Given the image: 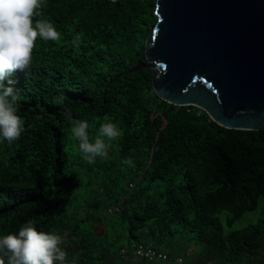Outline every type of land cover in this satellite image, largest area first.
Segmentation results:
<instances>
[{"label":"trees","instance_id":"trees-1","mask_svg":"<svg viewBox=\"0 0 264 264\" xmlns=\"http://www.w3.org/2000/svg\"><path fill=\"white\" fill-rule=\"evenodd\" d=\"M40 11L34 20L61 38L37 37L29 67L13 74L25 131L0 144V233L30 220L59 232L75 264H160L131 259L138 245L184 264H264V126H220L158 97L152 70L130 71L146 61L154 0H46ZM74 120L88 121L90 139L106 120L121 135L90 164Z\"/></svg>","mask_w":264,"mask_h":264},{"label":"water","instance_id":"water-1","mask_svg":"<svg viewBox=\"0 0 264 264\" xmlns=\"http://www.w3.org/2000/svg\"><path fill=\"white\" fill-rule=\"evenodd\" d=\"M144 44L154 93L230 129L264 126V0H154Z\"/></svg>","mask_w":264,"mask_h":264},{"label":"clouds","instance_id":"clouds-1","mask_svg":"<svg viewBox=\"0 0 264 264\" xmlns=\"http://www.w3.org/2000/svg\"><path fill=\"white\" fill-rule=\"evenodd\" d=\"M45 2L0 0V144L13 143L25 131L24 120L17 111L20 93L14 87L13 74L29 67L37 37L43 41L61 38L51 21L34 20V17L41 16L40 10ZM71 133L83 158L91 164L107 154L110 142L121 135V129L115 122L106 120L100 125L98 134L90 139L88 121L74 120ZM124 163L132 164V160ZM64 243L59 232L37 230L28 220L15 232L0 233V264H75L74 259L68 260V252L62 247ZM157 252L166 254L165 264H182L181 256H171L161 250ZM131 259H134L132 255Z\"/></svg>","mask_w":264,"mask_h":264},{"label":"built area","instance_id":"built-area-1","mask_svg":"<svg viewBox=\"0 0 264 264\" xmlns=\"http://www.w3.org/2000/svg\"><path fill=\"white\" fill-rule=\"evenodd\" d=\"M113 207H110L107 209V213L112 212ZM122 253H127V250L125 251L124 248L121 249ZM131 255L136 258L138 256L146 257L149 260L154 259L155 261H159L160 264H165V261L167 260V256L164 253L157 252L152 248H144L141 245H138L137 247L133 248L131 250Z\"/></svg>","mask_w":264,"mask_h":264},{"label":"rangeland","instance_id":"rangeland-1","mask_svg":"<svg viewBox=\"0 0 264 264\" xmlns=\"http://www.w3.org/2000/svg\"><path fill=\"white\" fill-rule=\"evenodd\" d=\"M220 216L222 221H225L226 212L221 213ZM260 216H262L260 209H256L252 212H246L245 214H243V216L240 219H238L234 223V228H239L243 225H246L247 223L254 222ZM99 230L101 231L102 227H99ZM110 231H113V228L110 227Z\"/></svg>","mask_w":264,"mask_h":264},{"label":"crops","instance_id":"crops-1","mask_svg":"<svg viewBox=\"0 0 264 264\" xmlns=\"http://www.w3.org/2000/svg\"><path fill=\"white\" fill-rule=\"evenodd\" d=\"M137 247V246H136ZM143 247V246H142ZM135 248V247H134ZM153 249V248H152ZM154 250H156V251H159V250H157V249H154ZM183 259V258H182ZM155 260L154 259H152V260H150V261H148V262H150V263H152V262H154ZM182 264H184L183 262H182Z\"/></svg>","mask_w":264,"mask_h":264}]
</instances>
